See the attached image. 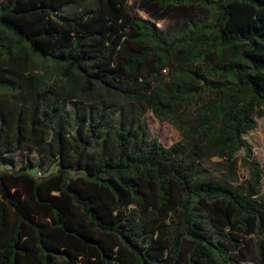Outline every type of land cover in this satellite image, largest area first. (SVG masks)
I'll use <instances>...</instances> for the list:
<instances>
[{
	"label": "trees",
	"instance_id": "16d2710c",
	"mask_svg": "<svg viewBox=\"0 0 264 264\" xmlns=\"http://www.w3.org/2000/svg\"><path fill=\"white\" fill-rule=\"evenodd\" d=\"M259 117L264 0H0V264H264Z\"/></svg>",
	"mask_w": 264,
	"mask_h": 264
},
{
	"label": "rangeland",
	"instance_id": "374dc122",
	"mask_svg": "<svg viewBox=\"0 0 264 264\" xmlns=\"http://www.w3.org/2000/svg\"><path fill=\"white\" fill-rule=\"evenodd\" d=\"M136 0H130V4L135 5ZM136 12L139 13L141 17L146 20L154 21L149 15L143 11L136 9ZM158 27L171 34L175 28V21L172 19H166L158 23ZM258 127L255 131L251 132L247 136L248 142L253 148V158L260 165L261 170L264 172V117H259L257 119ZM149 132L151 137H157L165 145L170 146L172 143L179 141L182 136L179 130L167 120H159L154 116L150 115L149 120ZM239 163H238V183H244L250 177V169L248 163L245 161V154L241 152L239 154ZM17 166L23 167L26 164V160L20 156H16ZM213 162H217L214 160ZM213 162L205 164V167L211 171V173L220 178H224L226 170L222 166H217ZM264 185V180H263ZM134 210V209H133ZM136 217L139 213L137 210L132 211Z\"/></svg>",
	"mask_w": 264,
	"mask_h": 264
}]
</instances>
